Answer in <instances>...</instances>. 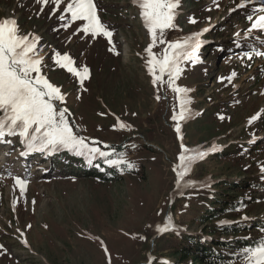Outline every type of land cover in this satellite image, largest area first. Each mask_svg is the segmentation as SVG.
Segmentation results:
<instances>
[{"label":"rangeland","instance_id":"rangeland-1","mask_svg":"<svg viewBox=\"0 0 264 264\" xmlns=\"http://www.w3.org/2000/svg\"><path fill=\"white\" fill-rule=\"evenodd\" d=\"M95 2L102 22L114 33L115 52L108 51L111 45L104 37L93 40L79 33L69 40L76 25L67 31L59 28L60 21L49 18L50 9L41 13L35 0H0V19L15 18L24 33L41 37L49 55L52 49L67 52L78 66L89 68L86 91L64 69L53 66L48 77L66 93L79 134L101 141L102 149L108 144L124 152L135 168L121 173L102 160L89 165L68 151L22 157L18 138H11L12 145L0 144V264H108L109 259L111 264H149L157 257L176 263L169 248L174 241L168 237L183 233L206 238L200 219L213 201L230 199L220 194L234 183L246 184L248 190H229L236 197L231 199L243 202L218 222L250 228L258 239L252 247L264 242V57L248 60L245 55L264 50V32L244 35L250 27L247 16L255 18L264 0H248L243 8L238 7L240 0H180L177 28L166 39L209 29L200 37L201 62L186 65L177 81L191 90V115L180 122L183 141L171 120L173 109L179 111L175 94L158 93L147 74L144 49L150 38L138 8L131 0ZM254 115L257 120L249 124ZM117 118L131 131H114ZM181 142L188 149L218 150L195 162L185 177L192 186L174 194L173 167L179 163ZM98 168L110 174L106 184L88 177ZM13 176L28 181L23 195ZM169 217L171 228L159 235L157 226L163 227ZM244 249L234 250L236 257L228 264H239L237 256Z\"/></svg>","mask_w":264,"mask_h":264},{"label":"snow or ice","instance_id":"snow-or-ice-1","mask_svg":"<svg viewBox=\"0 0 264 264\" xmlns=\"http://www.w3.org/2000/svg\"><path fill=\"white\" fill-rule=\"evenodd\" d=\"M131 2L138 8L143 27L150 38V43L144 49L147 74L151 77V83L158 93L160 90H170L175 94L179 111L173 109L171 120L175 123L174 131L177 139L183 141L180 122L191 115V110L188 108L191 103L188 93L191 90L181 87L177 81L180 80L186 65L194 66L201 62L199 50L203 42L200 37L209 29L205 28L202 32L180 40L169 41L166 39V33L177 28L175 21L179 14L180 0H131ZM247 2L248 0H240L238 7H245ZM35 3L41 6L39 9L41 13L46 7L50 9L49 18L56 17L60 21L59 28L67 31L76 25L68 37L69 40L79 33L93 40L104 37L111 45L108 51H116L112 39L114 33L102 22L95 0H35ZM247 20L250 22V27L244 34L246 38L256 30L264 32V9H261L255 18L253 15H248ZM189 23L195 24L197 21L190 19ZM59 28L54 30L58 31ZM158 45H166V47L159 52L153 51ZM245 55L248 60L253 59L254 56L264 57V50L252 49ZM53 66L70 73L86 91L83 88L84 81L90 78V70L86 65L78 66L67 52L62 54L52 49L49 55V52L45 51V46L41 44L39 35L24 33L15 18L0 19V144L12 145L14 140L11 138H18L23 146L19 153L22 157L32 153L52 155L68 151L74 156L82 157L89 165H92L94 160H102L108 167L115 168L121 173L135 168V164L128 160L124 152H116L108 144H103L102 149L99 146L101 141L89 140L79 134L81 129L76 125L75 120L71 119L73 114L66 106V93L48 77V72ZM235 76L236 73L233 72L227 77L229 83ZM80 98V96L76 97L78 100ZM155 98L159 101L162 97L157 94ZM257 118V115L252 116L248 123L252 124ZM113 130L131 131V126L117 118ZM131 147L135 149L137 146L133 144ZM217 150L213 146L212 151ZM205 155L206 152L188 149L181 142L177 157L179 163L173 167L177 188L192 186L185 181V177L190 173L192 165L202 160ZM260 172L264 174V164H261ZM12 179L23 195L28 181L18 176H13ZM182 181H184L183 185ZM168 220L170 221L171 217ZM227 223L229 222L220 221L221 226ZM169 228L171 224L166 223L163 227L157 226L156 231L163 233ZM140 239L144 237L141 236ZM24 243L27 244V241ZM104 252L108 255L106 247ZM237 260L239 264H264V242L244 249L238 254ZM108 264H111L110 259Z\"/></svg>","mask_w":264,"mask_h":264},{"label":"trees","instance_id":"trees-1","mask_svg":"<svg viewBox=\"0 0 264 264\" xmlns=\"http://www.w3.org/2000/svg\"><path fill=\"white\" fill-rule=\"evenodd\" d=\"M102 171V168H98L96 173H90L88 177H94L102 183L109 182L107 178H111L110 174L102 173ZM247 187L248 185L241 183L227 185L220 195L235 199L236 197L228 194L229 190L238 191ZM230 199L222 198L213 201L200 219L206 228V238L183 233L178 237L177 235L168 237L174 241L169 248H171L170 256L175 258L176 263L166 262V264H228L233 257H236L234 250L252 247L258 242V239L255 240L256 236L252 235L251 229L247 227L241 229L239 222H231L223 226L218 222L223 216L230 215L239 209L243 202ZM158 259L157 257L151 264H164V261Z\"/></svg>","mask_w":264,"mask_h":264},{"label":"water","instance_id":"water-1","mask_svg":"<svg viewBox=\"0 0 264 264\" xmlns=\"http://www.w3.org/2000/svg\"><path fill=\"white\" fill-rule=\"evenodd\" d=\"M182 187V186H181ZM181 187L180 188H177L176 190H175V192H174V194H176V193H178L179 192V190L181 189ZM174 199V197H172V200ZM168 223H171L170 221H168ZM161 233H159V235H160ZM156 238V237H155ZM155 238L153 239V240H155Z\"/></svg>","mask_w":264,"mask_h":264},{"label":"bare ground","instance_id":"bare-ground-1","mask_svg":"<svg viewBox=\"0 0 264 264\" xmlns=\"http://www.w3.org/2000/svg\"><path fill=\"white\" fill-rule=\"evenodd\" d=\"M0 165H1V161H0ZM12 192H13V191H12ZM12 192H11V193H12ZM15 198L17 199V196H15L14 199H15ZM16 199H15V200H16ZM13 201H14V200H13Z\"/></svg>","mask_w":264,"mask_h":264}]
</instances>
